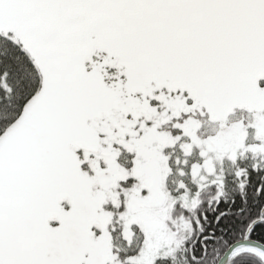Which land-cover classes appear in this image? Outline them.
<instances>
[{"label":"snow or ice","instance_id":"1","mask_svg":"<svg viewBox=\"0 0 264 264\" xmlns=\"http://www.w3.org/2000/svg\"><path fill=\"white\" fill-rule=\"evenodd\" d=\"M0 264H264V0H0Z\"/></svg>","mask_w":264,"mask_h":264}]
</instances>
